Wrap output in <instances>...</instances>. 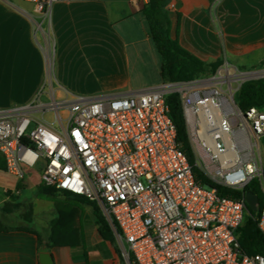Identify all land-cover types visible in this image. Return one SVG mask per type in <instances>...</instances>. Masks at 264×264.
<instances>
[{
    "label": "built area",
    "instance_id": "built-area-1",
    "mask_svg": "<svg viewBox=\"0 0 264 264\" xmlns=\"http://www.w3.org/2000/svg\"><path fill=\"white\" fill-rule=\"evenodd\" d=\"M5 1L48 15L57 2L92 0ZM262 78L264 68L223 61L212 75L98 96L60 97L44 84L30 102L0 108V154L18 181L40 165L43 184L94 202L125 264H264L261 255L243 254L239 241L249 217L245 189L254 179L264 189L254 154L264 109L242 111L236 102L244 82ZM172 94L207 176L244 191L241 198L196 181L170 117ZM251 162L254 173L246 170ZM256 220L264 235V203Z\"/></svg>",
    "mask_w": 264,
    "mask_h": 264
},
{
    "label": "crops",
    "instance_id": "crops-1",
    "mask_svg": "<svg viewBox=\"0 0 264 264\" xmlns=\"http://www.w3.org/2000/svg\"><path fill=\"white\" fill-rule=\"evenodd\" d=\"M146 3L61 1L45 15L29 3L0 0V108L30 102L44 84L68 98L161 84V58L143 14ZM170 5L173 36L205 62L237 66L264 47V0H171ZM19 182L0 170L3 193L16 191ZM25 183L37 186L26 178ZM81 205L74 206L79 215L67 231L75 246L54 247L35 230H0V264H40L41 252L55 264H125L116 241L101 235L94 208Z\"/></svg>",
    "mask_w": 264,
    "mask_h": 264
},
{
    "label": "trees",
    "instance_id": "trees-1",
    "mask_svg": "<svg viewBox=\"0 0 264 264\" xmlns=\"http://www.w3.org/2000/svg\"><path fill=\"white\" fill-rule=\"evenodd\" d=\"M170 2L171 0H147V3L143 7V14L148 22L151 37L153 38L161 58V78L163 82L189 81L214 74L223 64L222 60L218 59L215 62H205L183 48L179 44L177 36H173L172 23L168 9ZM262 66H264V61L262 62ZM236 102L242 111H247L251 108H259L263 110L264 78L244 82L237 93ZM167 104L170 109V117L177 131V140L189 160L196 181L203 186L216 188L219 194L223 197L234 199L241 198L244 191L229 190L214 184L198 165L188 135L186 120L178 95L172 94L168 96ZM0 170L6 171V163L1 154ZM262 181L264 185V168ZM39 191L50 197L55 196L56 192H63L67 195L83 199L88 205L91 204L94 207L96 223L101 235L106 239L115 241L111 227L94 202L82 196L46 186L43 183L39 186ZM245 192L255 194L258 197L259 205L256 211H253L248 207L249 217L239 233L241 251L245 255H261L264 257V235L259 230L256 220L264 203V189L261 181L258 179L251 181L247 185ZM63 208L65 210H61L60 216L51 222V233L48 240L54 247L75 246L76 244L74 236L67 234V231L75 222L74 220L78 216V211L75 207L66 204H64ZM2 210L7 212L6 208H3ZM4 217L6 218L7 216L4 215ZM0 230H20L29 233L34 232L28 226L12 227L2 224H0Z\"/></svg>",
    "mask_w": 264,
    "mask_h": 264
},
{
    "label": "rangeland",
    "instance_id": "rangeland-1",
    "mask_svg": "<svg viewBox=\"0 0 264 264\" xmlns=\"http://www.w3.org/2000/svg\"><path fill=\"white\" fill-rule=\"evenodd\" d=\"M24 3L25 2H14L15 5L26 7ZM263 61L264 47L257 50L256 54L254 53V55L250 56L247 61L238 63L237 67L241 70H262L264 68V66H262ZM47 118L51 119V114H48ZM254 154L259 167H264V139L260 141L259 147L254 149ZM195 155L198 165L206 173L205 164L202 159L198 157L196 151ZM256 169L257 166L254 162L246 164L248 173H254ZM40 176L41 166L38 165L28 171L26 175L27 180L31 182L36 181V187L28 188L24 179L19 182L14 192L7 191L3 193L0 190V224L12 227L28 226L32 230L37 231L41 238L48 240L51 233V222L60 216L61 210H65L63 208L64 204L82 209L81 204L86 203L79 197V200L75 201L73 198L65 196L60 192H56V195L53 197L40 193L39 186L42 184ZM89 205L92 206L91 204ZM3 208H6L7 212L3 211ZM4 215L7 216L8 220ZM74 221L76 222L77 218H75Z\"/></svg>",
    "mask_w": 264,
    "mask_h": 264
},
{
    "label": "water",
    "instance_id": "water-1",
    "mask_svg": "<svg viewBox=\"0 0 264 264\" xmlns=\"http://www.w3.org/2000/svg\"><path fill=\"white\" fill-rule=\"evenodd\" d=\"M246 202L248 207L253 210L256 211L258 209V205H259V200L258 197L251 193V192H246ZM39 261L40 264H55L53 257L46 252H41L39 254Z\"/></svg>",
    "mask_w": 264,
    "mask_h": 264
}]
</instances>
